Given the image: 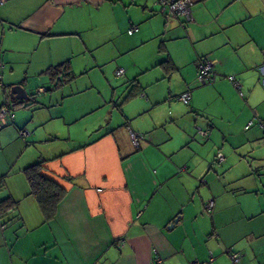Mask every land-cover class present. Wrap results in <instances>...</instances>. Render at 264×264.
<instances>
[{
    "label": "crops",
    "instance_id": "crops-1",
    "mask_svg": "<svg viewBox=\"0 0 264 264\" xmlns=\"http://www.w3.org/2000/svg\"><path fill=\"white\" fill-rule=\"evenodd\" d=\"M154 1L0 0L13 112L0 199L17 201L0 217V264H233L229 251L264 264V0H193L185 27ZM198 58L212 83L196 86ZM62 63L73 79L56 84L45 70ZM14 85L35 99L11 100ZM37 162L66 192L48 221L23 174Z\"/></svg>",
    "mask_w": 264,
    "mask_h": 264
},
{
    "label": "built area",
    "instance_id": "built-area-1",
    "mask_svg": "<svg viewBox=\"0 0 264 264\" xmlns=\"http://www.w3.org/2000/svg\"><path fill=\"white\" fill-rule=\"evenodd\" d=\"M154 4L157 7V12L163 14L165 17H171L175 16L179 18V24L181 27H185L186 24L193 20V16L191 13V7L193 5V0H155ZM137 26H131L128 29V33L132 34L137 30ZM4 67V63L0 61V85H2V78H1V69ZM197 67V82L204 85L212 83L215 80V73L213 72V66L212 63L205 59V58H198L196 62ZM124 73L123 68H117L114 72V75L116 77H121ZM229 81L232 83V85L237 89L239 95H243L242 91L240 90V82L236 80L233 76L228 77ZM44 89H37L36 92H42ZM176 99L180 101L183 104H188L191 99V93L190 91H185L178 96H176ZM13 120V112L9 108L8 103L4 101L0 105V128L8 123H10ZM250 124V122H249ZM246 128L248 127V125ZM196 133L198 135V138L202 140H207L210 137V132L208 129H204L201 127H196ZM21 137H26L28 135V132L26 130H20L19 131ZM129 137L134 146H138L139 141L143 139V134H138L133 131L129 132ZM217 161H223L224 157L221 153L217 154L216 157ZM213 207V201L207 200L203 206V212L208 213ZM230 259L233 264H238L240 260V255L238 253H231L228 252ZM213 260L212 254H210L207 261H199V260H192L188 262L187 264H211ZM162 259L160 257H157L151 261V264H162Z\"/></svg>",
    "mask_w": 264,
    "mask_h": 264
},
{
    "label": "trees",
    "instance_id": "trees-1",
    "mask_svg": "<svg viewBox=\"0 0 264 264\" xmlns=\"http://www.w3.org/2000/svg\"><path fill=\"white\" fill-rule=\"evenodd\" d=\"M45 72L50 75L52 80L58 79L56 84L73 79V74L70 72L67 63L51 66ZM132 90H130V94L125 99H129L137 94L138 91L134 92ZM20 102H23V100H20ZM42 168V162H37L25 167L23 174L29 185V193L35 198L45 221H48L54 217L57 205L66 192L59 184L42 175ZM4 186V176H2L0 177V190ZM15 209H17V201L13 197L8 195L0 199V217Z\"/></svg>",
    "mask_w": 264,
    "mask_h": 264
},
{
    "label": "rangeland",
    "instance_id": "rangeland-1",
    "mask_svg": "<svg viewBox=\"0 0 264 264\" xmlns=\"http://www.w3.org/2000/svg\"><path fill=\"white\" fill-rule=\"evenodd\" d=\"M164 56H158V58L159 59H161V58H163ZM126 61H128V60H126ZM160 74H161V72H160ZM196 76H197V74H196ZM117 78V77H116ZM116 83H117V81L118 80H114ZM113 81V82H114ZM119 84V85H118ZM116 86H117V89H119V90H123V89H125V88H123V86L125 85V82H123V83H118ZM204 85H206V84H204ZM196 86H203L202 84H200V83H198L197 82V79H196ZM34 90L33 89H27V92H28V95H30L31 94V96H30V99L28 100V102H32L34 99H35V97H33L34 95H35V93L33 92ZM63 92H61L62 94H65L68 90L65 88V89H63L62 90ZM68 100V99H67ZM27 102V101H26ZM32 104H34V103H31V105ZM69 104V103H68ZM182 104V106H186L187 108H188V105H186V104H183V103H181ZM62 107H63V109H65V105H61ZM63 136L62 137H65L64 136V134H62Z\"/></svg>",
    "mask_w": 264,
    "mask_h": 264
},
{
    "label": "water",
    "instance_id": "water-1",
    "mask_svg": "<svg viewBox=\"0 0 264 264\" xmlns=\"http://www.w3.org/2000/svg\"><path fill=\"white\" fill-rule=\"evenodd\" d=\"M9 97L11 100H26L28 98V95L25 93L22 86L14 85L9 90Z\"/></svg>",
    "mask_w": 264,
    "mask_h": 264
}]
</instances>
